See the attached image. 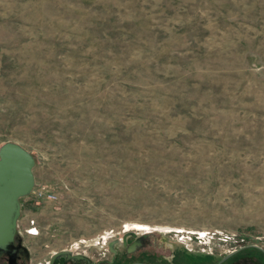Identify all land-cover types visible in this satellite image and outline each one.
<instances>
[{
    "label": "rangeland",
    "instance_id": "obj_1",
    "mask_svg": "<svg viewBox=\"0 0 264 264\" xmlns=\"http://www.w3.org/2000/svg\"><path fill=\"white\" fill-rule=\"evenodd\" d=\"M6 143L34 158L40 264L264 250V0H0Z\"/></svg>",
    "mask_w": 264,
    "mask_h": 264
},
{
    "label": "water",
    "instance_id": "obj_2",
    "mask_svg": "<svg viewBox=\"0 0 264 264\" xmlns=\"http://www.w3.org/2000/svg\"><path fill=\"white\" fill-rule=\"evenodd\" d=\"M33 166L34 158L21 146L6 143L0 147V256L8 252L17 235V222L20 217L19 200L28 196L34 187ZM114 247L115 242L109 243L108 249L112 254L116 253ZM250 247L262 250L257 246ZM241 249L226 255L218 264ZM63 255H70V252L60 251L54 255L53 260ZM73 258L84 259L82 256Z\"/></svg>",
    "mask_w": 264,
    "mask_h": 264
},
{
    "label": "flooded vegetation",
    "instance_id": "obj_3",
    "mask_svg": "<svg viewBox=\"0 0 264 264\" xmlns=\"http://www.w3.org/2000/svg\"><path fill=\"white\" fill-rule=\"evenodd\" d=\"M139 241L131 242L127 248L123 251V253L112 254L110 251V258L107 259L105 254L99 260L92 261L88 257L77 254L70 253V255H63L61 257L55 258L53 257L56 253L52 254L48 260L45 262L46 264H158L159 260L155 255L149 254L147 250L142 249L140 247ZM109 250V249H108ZM60 252V251H59ZM82 256L84 257L76 260L73 257ZM30 251L23 244L21 238L16 235L10 247L8 248V252L4 253L0 256V264H40V260H36L32 258ZM172 257L170 264H173ZM39 261V262H38ZM220 261V260H219ZM214 264H218V262ZM201 263L205 264L208 262L206 259H200L197 257L196 261H192V264ZM220 264H264V250H260L253 247H244L227 260L223 261Z\"/></svg>",
    "mask_w": 264,
    "mask_h": 264
},
{
    "label": "built area",
    "instance_id": "obj_4",
    "mask_svg": "<svg viewBox=\"0 0 264 264\" xmlns=\"http://www.w3.org/2000/svg\"><path fill=\"white\" fill-rule=\"evenodd\" d=\"M37 197H39V198L43 197V198H46V199L49 200V201L56 200V196H55V195H53V194H47V195H45V194L42 193V192H39V193L37 194Z\"/></svg>",
    "mask_w": 264,
    "mask_h": 264
}]
</instances>
